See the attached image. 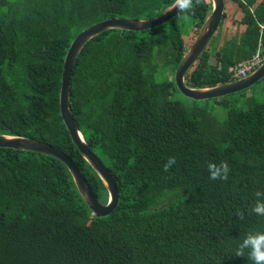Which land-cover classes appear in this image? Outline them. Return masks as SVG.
<instances>
[{"label": "trees", "instance_id": "16d2710c", "mask_svg": "<svg viewBox=\"0 0 264 264\" xmlns=\"http://www.w3.org/2000/svg\"><path fill=\"white\" fill-rule=\"evenodd\" d=\"M231 1L240 11L233 35L204 48L186 73L189 86L232 81L238 62L264 53V0ZM173 2L0 0V133L63 150L105 203L108 192L60 112L66 52L97 21L154 17ZM211 5L202 0L189 14L195 34ZM183 18L105 29L73 63L70 109L116 179L111 213L94 215L56 157L0 147V264H252L235 252L246 233L264 232V216L251 212L264 192V102L239 93L218 101L226 109L219 119L197 100L174 98V76L158 79L157 71H175L187 50ZM169 157L176 164L165 172ZM221 161L228 179L210 180L207 163Z\"/></svg>", "mask_w": 264, "mask_h": 264}, {"label": "water", "instance_id": "95a60500", "mask_svg": "<svg viewBox=\"0 0 264 264\" xmlns=\"http://www.w3.org/2000/svg\"><path fill=\"white\" fill-rule=\"evenodd\" d=\"M174 2L165 8L160 14L149 18L133 17H109L97 21L81 30L70 43L66 52L61 76L59 93L60 112L66 128L69 131L72 141L76 144L78 151L92 169L102 180L108 198L105 203L101 202L94 194L86 177L81 172L74 160L63 150L44 141L31 137L0 133V147H12L20 150H29L46 155H51L62 161L68 168L75 182V185L97 217L106 216L112 212L119 200L117 182L106 164L99 155L87 144L73 117L70 109V76L75 58L84 44L97 33L109 28H123L131 30H143L158 26L177 15L179 10L173 8ZM212 8L207 18L200 26L191 45L185 51L182 59L174 71V80L180 93L194 100L209 99L223 96L229 93L238 92L252 86L259 79L264 77V61L252 72L239 79L206 87H192L185 81L189 68L195 63L204 48L207 46L212 35L217 30L224 13L225 0H211Z\"/></svg>", "mask_w": 264, "mask_h": 264}, {"label": "rangeland", "instance_id": "374dc122", "mask_svg": "<svg viewBox=\"0 0 264 264\" xmlns=\"http://www.w3.org/2000/svg\"><path fill=\"white\" fill-rule=\"evenodd\" d=\"M224 12H227L228 15L226 18H223L221 20L217 30L214 32L210 41L207 44L208 48L212 46V43L218 34L221 33L220 37H218V41L219 39H222L227 33L233 35L232 33L234 32L235 24L231 20L238 19L240 17V11L237 7V4L234 1L226 0ZM180 22H183L182 23L183 37L185 39L186 49H188V47L191 45L192 41L194 40L197 34V33L195 34L196 29L195 27L191 26V22L189 19L183 18L180 19ZM155 61L162 62V56L159 53H156ZM167 76L169 78H172L174 76V69H172L171 67L167 69H164L163 67H159L157 71V78L158 79L166 78ZM239 93H243L246 96L254 94L258 100L264 102V77L259 79L257 82L252 84V86L248 87L247 89L238 92L229 93L219 97L197 100V103L201 106H207L209 109L212 110V112L215 114L216 117H218L219 119H223L226 114V109L220 103H218V101L221 102L232 101L237 97V94ZM174 98H179L182 101H184L186 104L193 103V101L190 98L182 95L178 91L174 92Z\"/></svg>", "mask_w": 264, "mask_h": 264}, {"label": "clouds", "instance_id": "9594fccd", "mask_svg": "<svg viewBox=\"0 0 264 264\" xmlns=\"http://www.w3.org/2000/svg\"><path fill=\"white\" fill-rule=\"evenodd\" d=\"M201 3L202 0H174L173 8H177L179 12L184 13L185 19H188L189 14L194 12L195 6ZM175 164V157H169L163 166V170L167 172ZM207 170L210 180L223 181L228 179L230 171L226 161H221L218 165L214 162H208ZM255 196L257 199L251 207V212L257 216H264V192L257 191ZM237 215L243 219L242 214L238 213ZM235 256H245L252 264H264V232L251 231L246 233L236 249Z\"/></svg>", "mask_w": 264, "mask_h": 264}, {"label": "built area", "instance_id": "2783aa9c", "mask_svg": "<svg viewBox=\"0 0 264 264\" xmlns=\"http://www.w3.org/2000/svg\"><path fill=\"white\" fill-rule=\"evenodd\" d=\"M264 27V24L262 25ZM264 61V53L258 49L251 57L240 61L236 64L233 70V76L235 79L246 76L258 67Z\"/></svg>", "mask_w": 264, "mask_h": 264}, {"label": "bare ground", "instance_id": "6f19581e", "mask_svg": "<svg viewBox=\"0 0 264 264\" xmlns=\"http://www.w3.org/2000/svg\"><path fill=\"white\" fill-rule=\"evenodd\" d=\"M83 134V133H82ZM108 198V197H107ZM99 199V198H98ZM100 200V199H99Z\"/></svg>", "mask_w": 264, "mask_h": 264}]
</instances>
